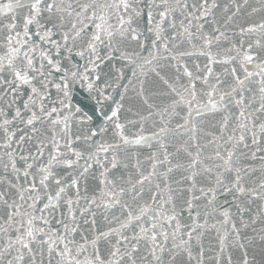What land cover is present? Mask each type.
Here are the masks:
<instances>
[{
  "label": "snow or ice",
  "instance_id": "6c2138e0",
  "mask_svg": "<svg viewBox=\"0 0 264 264\" xmlns=\"http://www.w3.org/2000/svg\"><path fill=\"white\" fill-rule=\"evenodd\" d=\"M0 264H264V0H0Z\"/></svg>",
  "mask_w": 264,
  "mask_h": 264
}]
</instances>
